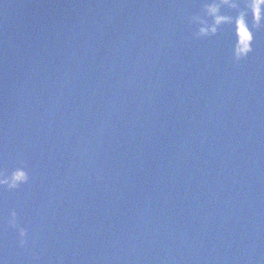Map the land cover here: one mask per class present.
I'll use <instances>...</instances> for the list:
<instances>
[{"label": "water", "instance_id": "95a60500", "mask_svg": "<svg viewBox=\"0 0 264 264\" xmlns=\"http://www.w3.org/2000/svg\"><path fill=\"white\" fill-rule=\"evenodd\" d=\"M209 2L0 0L2 264H264V24Z\"/></svg>", "mask_w": 264, "mask_h": 264}, {"label": "clouds", "instance_id": "9594fccd", "mask_svg": "<svg viewBox=\"0 0 264 264\" xmlns=\"http://www.w3.org/2000/svg\"><path fill=\"white\" fill-rule=\"evenodd\" d=\"M244 4L250 11L253 24L256 27H260L264 24V11H262V9H264V0H244ZM221 5L236 9L238 7V2L237 0H211V2L205 4L204 12L207 17L211 18L212 23L209 24L200 17H193V21L201 25L197 32L198 37L215 35L220 25L232 22L231 17L220 14ZM247 15V12L241 11L235 18V27L239 41L233 47V58L237 61L247 59L248 55L252 52L251 43L253 40V34L248 27L246 19ZM28 182L29 175L27 171H25L24 166L16 168L11 175H5V173L0 172V187H7L10 190H15ZM9 225L13 228L17 227L15 213H12ZM18 236L21 247H26L27 232L23 228H20L18 229ZM0 264H2V261H0Z\"/></svg>", "mask_w": 264, "mask_h": 264}]
</instances>
